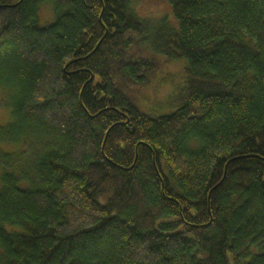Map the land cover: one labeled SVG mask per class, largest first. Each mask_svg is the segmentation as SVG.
<instances>
[{"label": "trees", "instance_id": "obj_1", "mask_svg": "<svg viewBox=\"0 0 264 264\" xmlns=\"http://www.w3.org/2000/svg\"><path fill=\"white\" fill-rule=\"evenodd\" d=\"M163 1L0 0V264H264V0Z\"/></svg>", "mask_w": 264, "mask_h": 264}, {"label": "rangeland", "instance_id": "obj_2", "mask_svg": "<svg viewBox=\"0 0 264 264\" xmlns=\"http://www.w3.org/2000/svg\"><path fill=\"white\" fill-rule=\"evenodd\" d=\"M132 2L134 10L140 18H167L170 23H174V17L167 2L163 0H132ZM40 17L42 25L53 23L54 21L53 13L49 9L45 10L43 8ZM184 65L185 61L183 60L168 65L165 73L155 81L156 85L147 90L141 101L142 111L158 116L168 114L177 109L172 106V103L175 102L179 87L185 78ZM163 78H166V80L161 83L160 81ZM158 81L160 84H158ZM1 99L2 94L0 92V126H5L10 120V109L4 107Z\"/></svg>", "mask_w": 264, "mask_h": 264}]
</instances>
